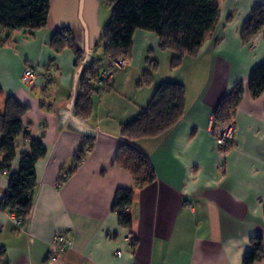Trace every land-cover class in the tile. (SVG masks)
I'll return each mask as SVG.
<instances>
[{
  "label": "crops",
  "instance_id": "0c3cea01",
  "mask_svg": "<svg viewBox=\"0 0 264 264\" xmlns=\"http://www.w3.org/2000/svg\"><path fill=\"white\" fill-rule=\"evenodd\" d=\"M218 2V19L198 54L184 56L175 69L173 52L159 48L156 34L136 29L124 66L114 71L108 91L91 95L92 113L85 120L73 111L80 93L75 54L69 47L54 51L50 41L67 27L82 61L97 62L98 74L105 70L110 57L96 50V0L82 1L83 22L80 0H50L44 28L32 35L0 33V112L9 96L25 106L24 129L46 149L35 165L37 186L26 221L15 224L0 209V264H242L254 237L261 236L264 249V91L253 98L246 83L264 62V27L247 43L240 38L252 5L264 0ZM148 58L157 69L151 83L141 85ZM25 66L39 72L31 85L21 81ZM241 81L242 99L231 115L234 145L221 160L210 118ZM164 82L185 86V112L167 132L132 141L153 174L140 181L144 174L136 179L123 159L120 130ZM80 150L84 155L76 161ZM28 151V140L19 136L11 172ZM10 183L0 172V201ZM118 189L133 191L131 227L121 226L113 210ZM57 233L71 245L62 258L51 259ZM253 264H264V258Z\"/></svg>",
  "mask_w": 264,
  "mask_h": 264
},
{
  "label": "trees",
  "instance_id": "16d2710c",
  "mask_svg": "<svg viewBox=\"0 0 264 264\" xmlns=\"http://www.w3.org/2000/svg\"><path fill=\"white\" fill-rule=\"evenodd\" d=\"M111 7V18L105 27L103 50L109 57L130 55L132 35L136 29L156 34L161 50L173 52L170 66L177 68L184 56L195 57L200 49L204 35L216 23L219 16L217 0H107ZM50 12V0H0V33L7 36L14 31H23L28 35L44 28ZM264 27V2L253 4L250 14L244 22L240 38L244 43ZM2 41H5L3 39ZM50 45L54 51L69 47L75 54L79 94L74 98L73 111L81 120L88 119L92 113L91 95L108 91V84H99L97 62L82 63L81 51L76 47L72 31L59 28L52 36ZM139 84L149 85L157 63L150 58ZM247 87L253 98L264 91V62L256 66L249 74ZM1 92V87H0ZM244 83L238 82L222 97L213 115L216 120L231 117L242 99ZM186 89L183 84L164 82L155 90L147 107L140 111L130 122L121 126L124 140L123 159L135 176L143 173L145 181L152 179L148 158L132 145V141L161 135L174 127L185 112ZM26 107L14 98L7 97L4 109L0 112V172L7 174L10 186L0 201V209L15 211L23 224L29 217L33 206L34 192L37 186L34 176L35 165L46 153L42 141L32 138L25 131L22 118ZM23 136L29 142V151L20 158L17 171L11 172V162L15 157V141ZM76 157L80 160L84 154ZM137 179V178H136ZM133 200L131 189H118L115 193L113 210L118 214L121 226L131 227L132 215L129 208ZM261 236L251 240V248L245 252L242 264H253L264 258Z\"/></svg>",
  "mask_w": 264,
  "mask_h": 264
},
{
  "label": "built area",
  "instance_id": "2783aa9c",
  "mask_svg": "<svg viewBox=\"0 0 264 264\" xmlns=\"http://www.w3.org/2000/svg\"><path fill=\"white\" fill-rule=\"evenodd\" d=\"M125 56L119 54L115 57L110 58L108 66L99 74V84H108L111 80L115 70L121 69L125 63ZM39 76V72L30 67L25 66L21 72V81L24 84L31 85L35 82L36 78ZM209 133L212 135L216 149L219 152L221 160L225 157V154L234 145L235 138V123L231 117H225L220 120H216L212 114L209 122ZM221 169V164L219 165ZM140 181H145L144 176L139 177ZM8 216L14 221L15 224H19L20 220L16 217L15 211L8 212ZM128 240H131V235H128ZM71 245V241L62 233H57L53 236L50 244V254L51 259H59L65 254L66 249ZM115 255L119 257L121 255V250H117Z\"/></svg>",
  "mask_w": 264,
  "mask_h": 264
},
{
  "label": "rangeland",
  "instance_id": "374dc122",
  "mask_svg": "<svg viewBox=\"0 0 264 264\" xmlns=\"http://www.w3.org/2000/svg\"><path fill=\"white\" fill-rule=\"evenodd\" d=\"M96 2L98 3V6H97L98 7L97 8V21H98V25L100 26V34H99V37H98L96 50H97L98 54L103 57L105 53H104V50H103L102 42H103V36H104V32H105V27H106V25L108 24V22L110 21V18H111V7H110V5H109L107 0H96ZM110 58H112V57H110ZM80 59H82V55H81Z\"/></svg>",
  "mask_w": 264,
  "mask_h": 264
},
{
  "label": "water",
  "instance_id": "95a60500",
  "mask_svg": "<svg viewBox=\"0 0 264 264\" xmlns=\"http://www.w3.org/2000/svg\"><path fill=\"white\" fill-rule=\"evenodd\" d=\"M82 1L83 0H80L79 11H78V16H79V18H80L81 21H82ZM62 27H65V26H62ZM86 50H87V48H86ZM82 63L84 64L86 62L83 60ZM81 69H82L81 67L78 68L77 73H76V78L78 76V73H80Z\"/></svg>",
  "mask_w": 264,
  "mask_h": 264
}]
</instances>
